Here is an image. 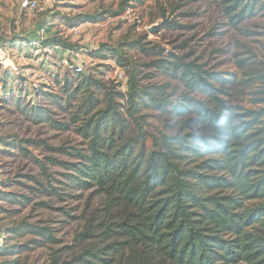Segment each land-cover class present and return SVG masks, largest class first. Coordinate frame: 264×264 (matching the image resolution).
<instances>
[{"label": "trees", "instance_id": "16d2710c", "mask_svg": "<svg viewBox=\"0 0 264 264\" xmlns=\"http://www.w3.org/2000/svg\"><path fill=\"white\" fill-rule=\"evenodd\" d=\"M228 28L246 37L264 36V30L253 33L241 25L259 15L264 16V0H215ZM162 29H188L166 18ZM44 30L43 47L76 51V45L50 29L41 27L29 43L38 41ZM137 41L141 53L151 58L140 68L115 49L111 52L126 76L107 82L94 70L73 73L62 87L64 97L48 96L51 105L70 115V122L60 124L50 118L49 109L29 107L36 123H48L53 129H74L82 139L76 147L51 148L47 144L26 141L30 147L42 148L57 155L43 161L34 160L40 178L27 176L31 184L18 186L21 194L0 192V201L8 203L12 215L29 209L36 199L40 209L74 220L60 203L66 197H80L93 191L107 200L108 211L124 203L138 211L121 223L104 225L110 243L102 250L90 249L75 259L76 264H114L126 251L151 247L173 264H264V74L251 80L259 83L255 108L229 103L222 86L232 82L224 73L209 69L190 54L167 52L160 45ZM104 46L94 53L103 61L111 59ZM103 55V56H102ZM236 60L240 69L252 57ZM247 61H250L249 63ZM254 61V60H253ZM255 63V62H253ZM252 64V63H251ZM142 67V68H143ZM163 79V82H152ZM183 88L179 97L170 89ZM201 95L209 102L198 97ZM22 106L21 98L16 100ZM187 119L184 128L200 125L205 130L169 136L160 134L147 146V111ZM44 119V120H42ZM19 154L31 157L28 149L14 143ZM56 170L57 172H52ZM69 195V196H67ZM81 198V197H80ZM78 199V198H77ZM11 237L38 238L33 244L51 249L59 245L55 230L47 223L37 226L22 222L9 227ZM92 233L80 234L79 240ZM32 250L28 245L4 244L0 256L13 257ZM14 264H19L14 260ZM53 259L51 264H58Z\"/></svg>", "mask_w": 264, "mask_h": 264}, {"label": "rangeland", "instance_id": "374dc122", "mask_svg": "<svg viewBox=\"0 0 264 264\" xmlns=\"http://www.w3.org/2000/svg\"><path fill=\"white\" fill-rule=\"evenodd\" d=\"M24 1L0 0V47L6 49V55H0V192L21 194L19 182L31 184L27 176L40 178V170L34 160L43 161L48 156L59 158L42 148L30 147L26 141L41 142L51 148L82 144L74 129L60 131L46 122L37 124V117L28 109L24 111L25 106L49 109L50 118L60 124H68L70 115L51 105L53 97L49 101L48 96L64 97L62 87L65 80L73 76L72 64L84 63V72L94 70L105 81L118 80L124 87L127 81L125 72L118 67L113 54L107 51L109 48L117 49L116 52L131 60L143 73L152 71L142 66L151 58L142 54L139 47L132 46L137 41L151 46L158 44L167 52L190 54L207 68L219 70L232 80L222 86V96L229 103L246 108L256 106L254 102L259 97L255 92L259 83L251 80L264 74V36L246 37L241 31L226 27L221 8L215 0H36L39 9L33 13L22 10ZM164 11L167 19L188 29H162ZM41 27L50 29L51 35L58 34L75 44L76 51L52 48L36 55L28 40L31 41ZM241 30L253 33L263 31L264 16L244 22ZM103 46L105 51L102 54L111 59L103 61L92 55ZM236 56L252 57V61H247L250 64L240 69ZM120 73H124L122 79L119 78ZM163 81L154 79L152 82ZM184 91L181 87L170 89V93H175L177 97ZM197 96L209 102L206 97ZM19 98L22 100L21 107L16 105ZM146 114L149 149L153 148V139L162 133L173 136L205 132L200 125L184 128L185 118L152 110ZM2 140L28 149L31 157L19 154L12 149L14 145L1 143ZM75 195L81 198L66 197L64 203L51 200L54 207L63 208L76 218L74 220L40 209L38 204L47 201V198L36 199L29 209L19 215H12L9 209L16 208L0 201V240H3V245L18 247L25 244L32 248L13 257L0 256V264H14L15 259L19 264H51L53 259H57L58 264H76L75 259L86 250H102L110 243L121 241L107 238L104 225L121 223L128 215L138 213L124 203L109 212L106 198L93 191ZM22 222L34 223L36 227L47 223L55 230L59 245L51 249L38 248V244H33L38 238L32 239L30 235L17 238L7 234L9 227L16 228ZM85 232L92 233V237L82 242L78 238ZM114 264L173 263L146 246L137 248L135 254L126 251L123 258L116 257Z\"/></svg>", "mask_w": 264, "mask_h": 264}, {"label": "built area", "instance_id": "2783aa9c", "mask_svg": "<svg viewBox=\"0 0 264 264\" xmlns=\"http://www.w3.org/2000/svg\"><path fill=\"white\" fill-rule=\"evenodd\" d=\"M22 10H24L26 13H33L36 12L39 9V5L38 2L36 0H25L24 2H22L21 4ZM45 37V31L42 30L39 33V40L36 42L31 43L32 44V50L35 52L36 55H39V53L43 52V51H47L49 49H52L50 47H43L42 46V40ZM0 55L5 56L6 55V49L3 47H0ZM35 55V56H36ZM70 69H72V71L74 73H83L85 70V64H78L77 66H74L73 64L70 65ZM119 78L122 79L123 78V74H119ZM1 245H3V240H0V247Z\"/></svg>", "mask_w": 264, "mask_h": 264}]
</instances>
